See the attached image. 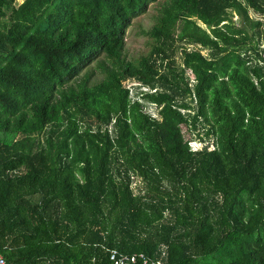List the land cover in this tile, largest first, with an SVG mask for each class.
I'll return each mask as SVG.
<instances>
[{
	"label": "trees",
	"instance_id": "16d2710c",
	"mask_svg": "<svg viewBox=\"0 0 264 264\" xmlns=\"http://www.w3.org/2000/svg\"><path fill=\"white\" fill-rule=\"evenodd\" d=\"M156 2L0 0L7 264H264V0Z\"/></svg>",
	"mask_w": 264,
	"mask_h": 264
},
{
	"label": "rangeland",
	"instance_id": "374dc122",
	"mask_svg": "<svg viewBox=\"0 0 264 264\" xmlns=\"http://www.w3.org/2000/svg\"><path fill=\"white\" fill-rule=\"evenodd\" d=\"M23 0H16V5L21 4ZM164 0H158V2L151 4L145 14L135 18L132 21L131 26L126 31L125 36V54L129 59L137 58L142 54H146L149 50V38L146 36L145 32L149 30L154 24V18L157 14V10L160 8V4ZM199 69L198 63L190 62L188 64V70L190 72L191 78L194 79L196 72ZM135 84L127 83V88L132 89ZM149 112L155 114V110L152 107ZM182 131L184 133L185 139L190 140L191 137L187 132L186 128L182 126ZM191 146L195 149L201 148L198 142H191Z\"/></svg>",
	"mask_w": 264,
	"mask_h": 264
},
{
	"label": "built area",
	"instance_id": "2783aa9c",
	"mask_svg": "<svg viewBox=\"0 0 264 264\" xmlns=\"http://www.w3.org/2000/svg\"><path fill=\"white\" fill-rule=\"evenodd\" d=\"M0 264H7L4 257L0 254ZM109 264H162L160 261H152L143 254L123 255L116 251L109 253Z\"/></svg>",
	"mask_w": 264,
	"mask_h": 264
}]
</instances>
